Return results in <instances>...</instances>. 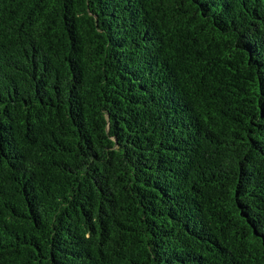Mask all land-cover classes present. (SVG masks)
Masks as SVG:
<instances>
[{"label":"trees","instance_id":"16d2710c","mask_svg":"<svg viewBox=\"0 0 264 264\" xmlns=\"http://www.w3.org/2000/svg\"><path fill=\"white\" fill-rule=\"evenodd\" d=\"M0 264H264V0H0Z\"/></svg>","mask_w":264,"mask_h":264}]
</instances>
